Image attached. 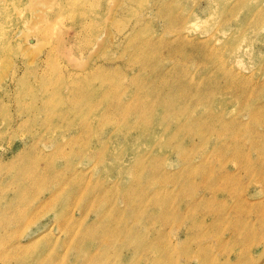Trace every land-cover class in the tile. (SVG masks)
Segmentation results:
<instances>
[{"label":"rangeland","instance_id":"rangeland-1","mask_svg":"<svg viewBox=\"0 0 264 264\" xmlns=\"http://www.w3.org/2000/svg\"><path fill=\"white\" fill-rule=\"evenodd\" d=\"M237 1L0 0V162L15 161L1 185H12L26 155L61 170L68 162L58 150L86 173L0 264H264V24L256 33L243 7L227 10ZM182 15L178 28L170 19ZM181 40L184 52L170 56ZM192 41L221 50L240 43V65L228 62L240 103L232 89L191 114L160 107L162 93L179 98L158 74L214 76ZM222 109L249 129L236 138L200 134L196 116ZM77 151L85 158L75 160ZM41 201L25 206V219ZM70 213L81 220L68 221L72 232L58 229L54 216Z\"/></svg>","mask_w":264,"mask_h":264},{"label":"bare ground","instance_id":"bare-ground-1","mask_svg":"<svg viewBox=\"0 0 264 264\" xmlns=\"http://www.w3.org/2000/svg\"><path fill=\"white\" fill-rule=\"evenodd\" d=\"M255 2L252 3V0H238L237 4L231 5V9L227 8V10L232 11L234 9L242 8L245 9L246 15L244 16L245 21H254L257 25L253 27V30L258 33L260 31V26L264 24V6L262 5V2L264 0H253ZM264 4V3H263ZM215 7L224 10L225 6L220 5V2L215 4ZM261 7V8H260ZM228 12V11H227ZM183 16H178L177 21H174L170 19L171 23H177L178 28L182 27L185 22L183 21ZM253 17V18H252ZM174 21V22H172ZM262 24V25H260ZM238 27L240 28V22ZM179 44H182L178 49L176 47H172L174 50L170 53V56L177 52H184L181 51L184 48L185 42L182 40L173 44V46H178ZM188 46V44H186ZM190 46L193 48H196L197 50H200L201 56L205 58L207 61L206 63L212 65V70L214 72V76L208 75V76H202V77H195L191 76L190 72L187 71L186 68H181L183 70H179V72H176V74H173L171 72V69L166 71L165 73L158 74L157 81L159 80V76H163L165 79V86L168 88V84L172 83L173 88L177 94V97L179 98L178 101H174L175 98L171 97L169 98L166 93H163L160 95V98H163L162 104L160 107L164 110H173L175 113L179 114H191L192 112H195L197 109L196 105L200 104L202 102L203 105H206L208 107H212V105H216L218 102V91H224V92H230L233 89V92L236 93V97H238L237 101L240 103V76L238 72H234L232 69V66L228 63L229 60L237 65H240V43L231 46H226L225 48H215L211 47L210 49L204 47V43L200 41H192V44L189 43ZM192 48V50H193ZM244 49V47H242ZM246 50V49H245ZM189 77H188V76ZM155 78V79H156ZM221 79V80H220ZM204 81L210 82L214 84V89L212 91H205V88L202 87V84H205ZM166 90V89H165ZM167 92V91H166ZM222 101H226V99H222ZM198 102V103H197ZM260 107H256L257 110L263 109L262 104H258ZM225 111L219 110L218 112L210 111L206 114H203L201 116H196V120L202 121L204 123V131L200 134H210V135H216V136H222L230 134L233 137L239 136L240 133L235 132L236 129L240 130V126L243 129H249L247 124H244L241 122L238 118H231V119H225L224 117ZM251 117L255 119V113L252 112ZM257 118V117H256ZM165 121V120H164ZM262 125L264 126V120L260 121ZM225 148L226 152L234 150L236 147L237 149V158H240V152L238 148H240V145L234 146V148H230L226 144H222ZM61 156L65 157L67 162L65 165H63V168L61 170H58L55 163L52 161L49 164H47L45 169L47 170V173L44 172L43 167H37L39 159H29V156L26 155L25 164L19 167L20 172L17 170L13 173L17 174V176H13L10 179L12 182V185L8 186L7 184L1 185L0 181V199L2 198V194L10 192L12 193L11 199H6L4 202L3 214H0V227L2 229L6 228L7 225L14 224L16 226L14 231L11 230H4L3 233H0V256L6 251L9 247V245L13 244H21L22 239L24 238V233L27 228L31 226L34 222H36V218L40 215V213H43L48 207L49 210L52 206H55L58 204L57 198L62 194L66 193L67 196L65 199L69 200L71 196L75 193V191L78 189V187L86 180V173L84 171L78 170L74 163H69L71 159L69 158V153H65L63 150L57 151ZM72 152V150H70ZM78 153L73 156V158L76 160L78 157L85 158V155L81 152L77 151ZM101 149H98L97 156L100 154ZM223 155L225 156L226 153L223 152ZM25 157L23 154H20V156L17 157V160L20 158ZM42 158L46 160V156L44 155ZM55 158V157H54ZM16 160V161H17ZM15 162V161H13ZM8 162V163H13ZM8 163H1L0 162V174H10L9 172V165ZM10 176V175H8ZM64 183H76L77 188L72 189L70 186H64ZM51 188V189H47ZM48 192V195H46V191ZM123 195L126 199V201H129L128 198V189H125L123 192ZM5 196L3 197V199ZM42 199L39 210L34 212L35 217H31L30 219H25V213L23 212L26 207L33 206V201ZM2 199V200H3ZM13 200V201H12ZM40 203V202H39ZM3 206V205H2ZM26 206V207H25ZM24 207V208H23ZM69 208V207H68ZM32 212V211H31ZM13 214V215H11ZM63 214V213H62ZM64 215V214H63ZM27 216V215H26ZM65 216V215H64ZM55 215L54 216V223L56 224L57 228L60 230H63L64 232H72V226L70 222L75 220H81L80 217L77 219L75 218L73 213H70L68 217ZM70 226V227H69ZM13 229V228H12ZM71 233L67 234L68 236ZM48 235V234H47ZM20 236V239H19ZM46 236V235H45ZM67 242V241H66ZM71 242V240H70ZM31 244H37L36 242H32ZM71 244H74L71 242ZM18 247L19 246H13ZM35 258H31L29 261H22L18 264H29L33 263Z\"/></svg>","mask_w":264,"mask_h":264}]
</instances>
